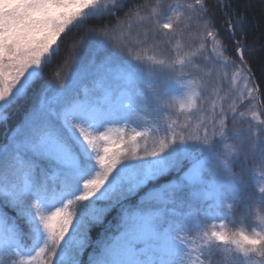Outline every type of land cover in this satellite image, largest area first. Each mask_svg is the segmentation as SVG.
<instances>
[{
	"label": "snow or ice",
	"instance_id": "snow-or-ice-1",
	"mask_svg": "<svg viewBox=\"0 0 264 264\" xmlns=\"http://www.w3.org/2000/svg\"><path fill=\"white\" fill-rule=\"evenodd\" d=\"M246 25L232 0H0V123L23 113L0 142V264H264V69ZM133 118L164 136L113 138ZM238 208L250 227L229 231Z\"/></svg>",
	"mask_w": 264,
	"mask_h": 264
},
{
	"label": "trees",
	"instance_id": "trees-1",
	"mask_svg": "<svg viewBox=\"0 0 264 264\" xmlns=\"http://www.w3.org/2000/svg\"><path fill=\"white\" fill-rule=\"evenodd\" d=\"M132 3H143L145 0H131ZM208 6L211 9L215 7V0H207ZM131 6V5H130ZM232 6L233 9L238 11L239 13H242L244 16L247 17V35L249 39V51L252 49H256V51L251 55L248 56V53H246V58H248L251 62V67L253 68V71L256 73L257 76L260 75L261 69H264V50H260L258 45L260 43H264V0H232ZM124 11H127L125 9ZM118 15L122 16L123 12L119 13ZM216 18L217 23L222 26L223 18L220 15L219 10L217 9L216 12ZM84 34L83 32L75 35H81ZM221 36L226 37L227 32L226 30L221 27ZM227 43V40H225ZM68 44V40H65L64 45H62V53H61V60L63 56L67 55V52L64 50L66 49ZM228 56L234 55V48L230 47L229 51L226 53ZM61 62H53V64L49 65L45 69V78L48 79L53 76V74L60 68ZM23 113H15L9 123L4 124L0 123V142H2L5 137L7 136L8 132L16 126V124L19 123ZM199 114L196 115L198 117ZM5 212L10 213V210L8 208L4 209ZM115 212L111 213L106 223L111 222L114 224L115 222ZM103 234L102 229H96L93 232V240H98L100 235Z\"/></svg>",
	"mask_w": 264,
	"mask_h": 264
},
{
	"label": "rangeland",
	"instance_id": "rangeland-1",
	"mask_svg": "<svg viewBox=\"0 0 264 264\" xmlns=\"http://www.w3.org/2000/svg\"><path fill=\"white\" fill-rule=\"evenodd\" d=\"M193 31H194V29H193ZM161 51H163V53L165 55H168V56L171 55V49L170 48L165 47V48L161 49ZM64 68H66V65L62 66V64H61L60 68L57 70L60 72V76L54 77V75H53L52 77H50L48 79H60V78H62L64 75V71H63ZM177 108H178V105H177ZM169 120H177L179 123H184L185 117L182 114H178V113L174 112L169 117ZM110 127L112 128L111 135L113 136V138L123 136V138L125 140H128L131 136L135 135L136 132L142 133L143 134L142 138H138V140H137V143L139 144V146L141 148H143L146 141H147L149 147H151L153 141H158L165 134L163 124H161V126H160V131H156L155 127L152 125L151 121H145L142 118H139V119L133 118V121L127 125H124L123 123H121L119 125H112ZM117 129H123V131L120 132V131H117ZM11 130L8 132L7 136L11 134ZM103 130L104 129H101V131H103ZM129 146H131V144ZM8 209L11 210L10 208H8ZM240 211L241 210L238 208L236 213L234 214V217L231 220L225 221V223L227 224V229L229 231L241 228L244 225H248L250 227V223H251L250 220L242 221ZM222 217H223V213H221V218ZM208 223L211 224L212 222L209 221ZM216 224H217V230H219V221L218 220L216 221ZM4 264H7V258H4Z\"/></svg>",
	"mask_w": 264,
	"mask_h": 264
}]
</instances>
